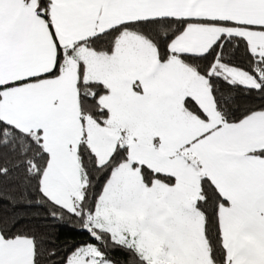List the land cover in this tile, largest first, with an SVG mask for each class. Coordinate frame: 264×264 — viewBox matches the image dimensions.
I'll list each match as a JSON object with an SVG mask.
<instances>
[{"label": "snow or ice", "instance_id": "6c2138e0", "mask_svg": "<svg viewBox=\"0 0 264 264\" xmlns=\"http://www.w3.org/2000/svg\"><path fill=\"white\" fill-rule=\"evenodd\" d=\"M0 264H264V0H0Z\"/></svg>", "mask_w": 264, "mask_h": 264}, {"label": "trees", "instance_id": "16d2710c", "mask_svg": "<svg viewBox=\"0 0 264 264\" xmlns=\"http://www.w3.org/2000/svg\"><path fill=\"white\" fill-rule=\"evenodd\" d=\"M73 235H76V234H73ZM79 238H82V237H79Z\"/></svg>", "mask_w": 264, "mask_h": 264}]
</instances>
